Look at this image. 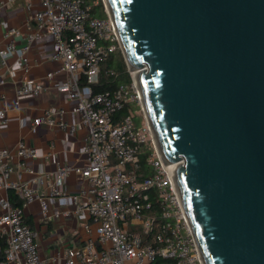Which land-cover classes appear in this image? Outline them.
<instances>
[{"label":"water","instance_id":"95a60500","mask_svg":"<svg viewBox=\"0 0 264 264\" xmlns=\"http://www.w3.org/2000/svg\"><path fill=\"white\" fill-rule=\"evenodd\" d=\"M105 6L204 264H264V0Z\"/></svg>","mask_w":264,"mask_h":264},{"label":"built area","instance_id":"2783aa9c","mask_svg":"<svg viewBox=\"0 0 264 264\" xmlns=\"http://www.w3.org/2000/svg\"><path fill=\"white\" fill-rule=\"evenodd\" d=\"M36 34L53 37V58L66 74L57 90L72 103L71 112L87 129L82 150L87 155L83 166L61 165L54 172H35L25 160L38 151L20 140L14 151L0 147V236L6 241L5 261L11 264H47L35 240L36 233L24 220V208L34 200L47 218L49 205L73 204L78 216L90 220L97 236H88L82 245H72L64 253L62 264H204L191 223L169 166L155 146L151 128L142 108L136 83L119 84L112 90L92 92L98 82L101 64L119 47L117 29L111 18L91 16L84 0H40L33 15ZM16 33V29H10ZM32 37V35H31ZM16 53L24 63L26 50L13 42L0 46V58ZM53 73H48L52 76ZM83 78V80H82ZM41 82L27 80L15 89L17 102L37 97L44 89ZM143 111V124L135 123L132 104ZM126 108L120 118L116 113ZM64 109H49L33 119V126L46 124L73 133L78 124L68 123ZM8 122L0 109V127ZM147 147V148H146ZM140 153H147L148 173L139 172ZM18 158L16 167L11 163ZM25 169L28 181L10 180L13 171ZM175 168V170H176ZM88 183L86 189L69 194L64 183L69 174ZM44 176L50 186L48 196L30 183L40 185ZM21 198L13 206L8 190ZM4 191V192H2ZM85 197L79 203V197Z\"/></svg>","mask_w":264,"mask_h":264},{"label":"crops","instance_id":"0c3cea01","mask_svg":"<svg viewBox=\"0 0 264 264\" xmlns=\"http://www.w3.org/2000/svg\"><path fill=\"white\" fill-rule=\"evenodd\" d=\"M38 9L40 0H0V46L6 47L13 42L17 49L26 50L27 57L26 63L16 53L9 55L5 62L0 58V109L5 110L8 117L7 124L0 127V147L14 151L17 143L24 140L38 151V156L26 159L25 165L35 172L49 174L61 165L86 164L87 155L82 148L88 134L79 118L72 114V103L56 88L67 76L60 68V61L52 57L55 50L52 35L47 32L35 35L33 15ZM12 28L17 32L11 33ZM48 73L53 75L49 77ZM27 80L41 82L46 88L35 98L17 102L15 89ZM59 108L64 109V118L68 123L78 124L73 133L46 124L33 126L34 117L49 109ZM17 162L18 158L14 155L11 163L16 167ZM31 176L22 168L13 171L9 179L28 181ZM30 184L43 195H49L50 186L46 176L42 184ZM87 185L85 179L71 173L66 178L64 190L74 194L86 189ZM84 198L79 197L78 202L82 203ZM23 213L25 222L36 233L35 240L47 264H62L66 249L72 245H82L95 230L90 220L78 216L73 204H50L45 218L41 214L39 201L34 200L25 206Z\"/></svg>","mask_w":264,"mask_h":264},{"label":"trees","instance_id":"16d2710c","mask_svg":"<svg viewBox=\"0 0 264 264\" xmlns=\"http://www.w3.org/2000/svg\"><path fill=\"white\" fill-rule=\"evenodd\" d=\"M95 1L96 3L94 4ZM84 3L89 6L91 16L107 17V14L103 9L102 0H84ZM114 53H111L110 56L101 64L98 82L92 85L93 93L112 90L119 84L130 85L132 83V78L127 69L125 60L120 53L117 57H114ZM127 112V109L124 108L116 113V117H123ZM146 156L147 153L144 154V157L139 158V172L141 173H148ZM8 198L13 206H21V198L13 189L8 190ZM5 247L6 241L0 236V264L5 261ZM159 262L160 260H157L156 264Z\"/></svg>","mask_w":264,"mask_h":264},{"label":"rangeland","instance_id":"374dc122","mask_svg":"<svg viewBox=\"0 0 264 264\" xmlns=\"http://www.w3.org/2000/svg\"><path fill=\"white\" fill-rule=\"evenodd\" d=\"M96 3V1L94 2V4ZM102 4H103V9H104V11L106 12V14H107V8H106V6H105V0H102ZM108 15V14H107ZM119 53L122 55V57H123V54H122V51H121V49H120V47L115 51V55H114V57H117L118 55H119ZM123 59H124V57H123ZM125 60V59H124ZM127 69H128V67H127ZM128 71H129V73H130V75H131V78H132V72L128 69ZM140 97H141V95H140ZM131 108H132V110L134 111V114H135V118H134V120H135V123L137 124V125H142L143 124V118H142V115L144 114L143 113V111L141 110V108L139 107V105L138 104H136V103H134V104H132L131 105ZM147 148V147H146ZM144 154H146V153H140V155H139V157H144ZM97 236V234H96V231L94 230L93 231V234H92V237H96Z\"/></svg>","mask_w":264,"mask_h":264},{"label":"bare ground","instance_id":"6f19581e","mask_svg":"<svg viewBox=\"0 0 264 264\" xmlns=\"http://www.w3.org/2000/svg\"><path fill=\"white\" fill-rule=\"evenodd\" d=\"M132 74H133L132 76L134 77V80H135V83H136V87H137V89H138V91L140 93L139 86H138V83H137V80H136L137 75H138V71L135 70V71L132 72ZM140 95H141V93H140ZM141 100H142V96H141ZM175 168H176V164L169 166V169H171V171H172L173 179H175Z\"/></svg>","mask_w":264,"mask_h":264}]
</instances>
